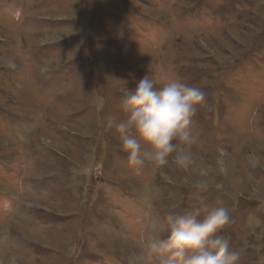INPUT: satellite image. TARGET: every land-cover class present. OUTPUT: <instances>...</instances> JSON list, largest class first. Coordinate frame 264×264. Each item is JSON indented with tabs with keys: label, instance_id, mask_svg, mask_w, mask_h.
<instances>
[{
	"label": "rangeland",
	"instance_id": "obj_1",
	"mask_svg": "<svg viewBox=\"0 0 264 264\" xmlns=\"http://www.w3.org/2000/svg\"><path fill=\"white\" fill-rule=\"evenodd\" d=\"M145 76L204 92L193 150L225 149L222 189L129 164L107 119ZM198 197L264 264V0H0V264H158L149 233Z\"/></svg>",
	"mask_w": 264,
	"mask_h": 264
},
{
	"label": "clouds",
	"instance_id": "obj_2",
	"mask_svg": "<svg viewBox=\"0 0 264 264\" xmlns=\"http://www.w3.org/2000/svg\"><path fill=\"white\" fill-rule=\"evenodd\" d=\"M123 94L126 118L117 121L109 117L107 127H114L120 134L131 166L140 168L148 162L163 168L171 162L185 172L196 169L199 179L193 187L200 192L212 186L223 188L220 183L213 185L211 175L214 171L228 175L225 149H216L214 168L203 161L197 163L193 150L198 142L191 127L193 117L205 103L201 89L178 79H169L157 87L153 79L145 76L135 88L125 87ZM198 199L200 206L183 214L170 212L160 221L157 227L166 236L149 233L146 247L158 264H237L239 251L218 234L229 222L230 210L208 207L202 197Z\"/></svg>",
	"mask_w": 264,
	"mask_h": 264
}]
</instances>
